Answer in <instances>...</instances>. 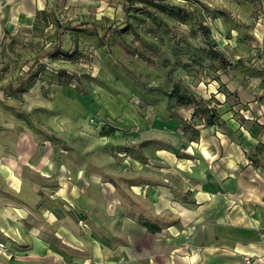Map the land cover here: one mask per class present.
I'll return each instance as SVG.
<instances>
[{
  "label": "rangeland",
  "instance_id": "1",
  "mask_svg": "<svg viewBox=\"0 0 264 264\" xmlns=\"http://www.w3.org/2000/svg\"><path fill=\"white\" fill-rule=\"evenodd\" d=\"M116 1L129 7L130 30L122 34L102 38L109 25L126 27L115 15L75 25L85 31L68 30L73 20L65 16L46 19L40 33L3 34L0 210L28 204L54 213L45 240L61 251L71 249L56 243L53 230L68 218L81 234L108 241L118 219L171 222L154 221L149 189L187 200L195 179L182 163L199 161L189 148L201 130L228 112L244 126L259 117L255 102L264 107V0ZM213 91L225 96L222 104ZM9 167L21 194L4 179ZM88 206L105 231L82 214ZM7 240L0 235L3 258Z\"/></svg>",
  "mask_w": 264,
  "mask_h": 264
},
{
  "label": "crops",
  "instance_id": "2",
  "mask_svg": "<svg viewBox=\"0 0 264 264\" xmlns=\"http://www.w3.org/2000/svg\"><path fill=\"white\" fill-rule=\"evenodd\" d=\"M114 15L123 18L124 22V2L0 0V48L6 41L3 34L40 33L49 17H69L73 21L68 30L85 31L86 26L75 25H82L83 19L100 20ZM110 27L112 25L105 31ZM96 29L100 30V27ZM60 30L63 31L58 28ZM226 81L229 80L225 75L223 84ZM226 87L228 96L233 97L229 94L234 91L228 84ZM213 93L222 104L225 96L218 91ZM255 104L259 117L251 118L244 126L232 112L222 114L218 110L220 123L201 130L197 142L189 148L198 154L199 161L194 164L188 159L182 163L190 169L187 176L195 179L186 189L187 200L168 198L169 189L162 192L157 187L149 189V200L156 217L154 221L161 217L171 221L163 226L157 225L160 230L151 232L137 221L118 219L113 224L121 228L108 234V241L106 236L101 239L92 237L89 230L83 229L81 234L77 222L68 218L53 230L56 243L71 249L61 251L58 245L45 240L44 222L47 218L52 227L58 221L54 213L42 207L31 209L28 204H12L0 210V235L7 237L9 252L4 258L0 256V264H245V255L263 257L264 107L259 109L258 103ZM220 107L224 109L226 106ZM242 113L249 119V111L243 110ZM170 161L177 163L171 158ZM15 171L9 167L2 174L9 183L13 181V191L21 194L22 181L15 176ZM89 213L90 206L84 208L82 214L103 229V220L91 218ZM31 221L32 225L29 224ZM113 241L115 246H112Z\"/></svg>",
  "mask_w": 264,
  "mask_h": 264
},
{
  "label": "trees",
  "instance_id": "3",
  "mask_svg": "<svg viewBox=\"0 0 264 264\" xmlns=\"http://www.w3.org/2000/svg\"><path fill=\"white\" fill-rule=\"evenodd\" d=\"M152 1H156V0H152ZM161 1V0H159ZM124 10H125V19H124V23L126 25L125 28H118V27H110L105 31V34L102 36L105 37L106 35H108L109 33H114V32H118L120 34L127 32L128 30H130V25H129V7H128V3L126 1H124ZM226 60H223L222 63H225ZM179 98H184L185 96L182 94H176ZM192 99V98H190ZM145 227H147L148 230H150L151 232H156L158 230H160L157 226L150 224L149 222H144L143 224Z\"/></svg>",
  "mask_w": 264,
  "mask_h": 264
},
{
  "label": "built area",
  "instance_id": "4",
  "mask_svg": "<svg viewBox=\"0 0 264 264\" xmlns=\"http://www.w3.org/2000/svg\"><path fill=\"white\" fill-rule=\"evenodd\" d=\"M5 245L0 243V248L4 249ZM243 261L245 264H264V256L263 257H251L248 255L243 256Z\"/></svg>",
  "mask_w": 264,
  "mask_h": 264
}]
</instances>
